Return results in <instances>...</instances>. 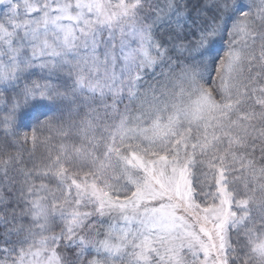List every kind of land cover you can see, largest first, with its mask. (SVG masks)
I'll return each instance as SVG.
<instances>
[{
    "label": "snow or ice",
    "instance_id": "snow-or-ice-1",
    "mask_svg": "<svg viewBox=\"0 0 264 264\" xmlns=\"http://www.w3.org/2000/svg\"><path fill=\"white\" fill-rule=\"evenodd\" d=\"M0 264H264V0H0Z\"/></svg>",
    "mask_w": 264,
    "mask_h": 264
}]
</instances>
